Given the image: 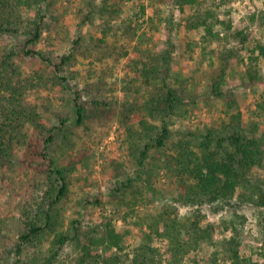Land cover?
<instances>
[{
	"label": "rangeland",
	"instance_id": "rangeland-1",
	"mask_svg": "<svg viewBox=\"0 0 264 264\" xmlns=\"http://www.w3.org/2000/svg\"><path fill=\"white\" fill-rule=\"evenodd\" d=\"M90 2L93 6L89 5ZM196 11L197 6L193 4L184 3L181 8L180 0H48L23 10L26 22L40 21L42 16L46 18L43 35L33 47L36 51L57 59L69 52L80 36L88 42L104 38L112 48L111 57L97 53L95 56L93 52L92 57L80 58L72 68L74 78H70V85L75 89V85L83 89L98 81L106 84L104 94L112 99L113 104L105 118H95L86 127L77 128L73 122V92L58 79L30 90L25 105L36 106L47 128L54 129L55 140L50 155L58 167L65 168L70 180L66 222L80 219L84 235L98 236L103 235L105 223L111 220L124 236L123 252L106 245L95 251L104 256L121 254L123 264H135L137 255H148L162 264H225L224 261H215L212 253L218 241L231 235L230 231H225L222 219L234 214L242 221L246 218L242 256L264 261L259 210L239 201L226 207L205 202L204 197L188 192L181 185L169 165L178 155L182 141H191V148L200 152L203 136L209 131L225 135L224 121L237 111L229 108L226 97H218L213 92L212 80L218 73V56L211 59L214 65L210 64V59L202 66L198 64L204 31L190 29V19ZM89 12L91 20L87 18ZM217 13L232 25L230 31L222 25L218 27L223 31V37L242 29L250 33L245 45L234 38L221 44L238 51L228 64L226 88L243 113L242 126L248 134L262 139L264 58L261 57L260 63L254 66L260 73L258 81L251 79L248 70L257 41L264 44V0H231ZM23 29L20 34H6L0 38V58L15 51L17 63L26 75L53 77L46 63L25 54L23 48L30 36L24 35ZM221 44L216 42L213 48L217 49ZM165 49L172 51L168 83L180 95V101L174 112L168 113L171 117L165 146L155 145L143 159L142 150L151 142L138 139L139 131L143 130L141 121L148 120L158 126L161 133L169 104H162L155 116L146 110V101L156 89L139 78L138 68L131 61L136 60L138 54L148 59L149 54H159ZM113 161L122 163L135 178L126 193L115 192L122 179L113 171ZM37 166L29 165L20 150L11 160L0 161V264H15L18 258L16 247L26 229L22 208L31 199L43 197L46 193V174ZM254 177L260 183L264 181V161L255 166ZM95 197L103 199V205L85 208V200ZM168 209L172 211V217L186 224L189 230L183 233L189 244L181 251L182 258L175 257L171 241L152 232L149 225L153 217H159ZM198 218L202 228L212 227V230L196 242L190 239L188 232L192 231ZM163 225H160L162 230ZM149 234L152 240L148 244L153 253L144 252V247L140 249L149 240ZM50 242L51 238H46L45 246ZM28 252L32 253L31 250ZM80 254L74 246L68 245L57 264H77Z\"/></svg>",
	"mask_w": 264,
	"mask_h": 264
},
{
	"label": "trees",
	"instance_id": "trees-1",
	"mask_svg": "<svg viewBox=\"0 0 264 264\" xmlns=\"http://www.w3.org/2000/svg\"><path fill=\"white\" fill-rule=\"evenodd\" d=\"M47 1L0 0V38L6 34H20L21 29L24 28V35L30 36L23 48L25 54L46 63L53 73L51 78L44 74L36 77L26 75L17 63L18 56L15 51L6 53L0 58V161L11 160L17 150H20L26 162L29 165L37 164L38 170L46 174L47 180L45 195L31 199L22 208L26 229L16 247L18 258L15 264H57L64 248L68 245L74 246L75 250L81 252L77 264H123L121 254L104 256L95 251L96 248L106 245L123 252L124 236L118 232L111 220L105 223L103 235L98 236L84 235L80 219L66 222L65 210L70 200V180L65 168L58 167L50 155V147L55 140L54 129L47 128L36 106L25 105V97L30 90L47 85L55 79L62 82L68 91L73 92V122L77 128L86 127L88 122L95 118H105L113 104L112 99L104 94L107 88L102 81L88 84L83 89H80V85H75L76 89L70 85V78H74L72 68L80 58L92 57L93 52L95 56L96 53L103 57L113 56L112 48L104 38L88 42L85 37L80 36L74 41L70 51L57 59L33 48L43 35L46 18L44 16L40 18L38 15L40 21L26 22L23 10ZM184 3L197 6L195 15L190 19V29L204 31L201 38L204 45L199 54L198 64L202 66L210 59V64L214 65L211 59L214 55L218 56V73L212 80L213 92L218 97H226L229 108L237 111L229 113L231 114L229 120L224 121L227 130L225 135L219 136L214 131H209L203 136L200 152H195L191 148V141H182L178 155L173 157L169 165L179 177L181 185L188 192L204 197L205 202L226 207L232 205L234 201H239L241 204L255 206L259 210L258 226L264 243V181L260 183L254 177L255 166L263 164L264 161V138L253 137L242 126L243 113L226 88L228 64L238 55V51L221 44L222 41L226 42L234 38L241 45H245L250 39V33L242 29L232 36H222L223 31L218 27L222 25L226 31H230L232 25L229 20H222L217 12L230 4L231 0H180L181 8L184 7ZM89 5L93 6V3L90 2ZM87 18L91 20L90 12ZM26 23L28 24L23 27ZM216 42L221 44V47L214 49ZM261 57L264 58V44L257 41L256 47L252 50L248 70L253 81L259 80L260 73L254 69V66L260 63ZM171 59L172 51L165 49L159 54H149L148 59L138 54L137 59L131 61L138 68L139 78L156 89L146 101V110L155 116L162 104H169V111L167 113L165 111L167 114L164 117L165 127L161 133L158 126L148 120L141 121L143 130L139 131L138 139L141 142L144 140L151 142L142 150L143 159L152 148H155V145L165 146L169 133L168 120L171 117L168 113L172 114L180 101V95L168 83ZM111 166L116 176L122 179L115 192L126 193L135 178L128 173L122 163L113 161ZM240 190L242 191L239 192ZM90 205L102 206L103 199L95 197L85 200L84 207ZM165 215H168V218ZM172 215L170 210L161 213L159 217H153L149 225L152 232L169 239L174 247L171 250L173 255L182 258L181 251H184V246L189 244L183 238V233L188 229L186 224L173 218ZM243 220L237 214L222 219L225 231H230L231 235L217 242L215 252L212 253L215 261H224L225 264H264V261H255L242 256L243 226L246 218ZM161 223L164 224L163 230L160 229ZM191 230V232L187 231L190 239L197 242L203 238L202 236L208 235L212 227L202 228L198 218ZM46 238H51L49 246H45ZM148 238L149 240L140 246V249L144 247V252L153 253L148 244L152 236L149 234ZM29 250L32 253H29ZM134 263L162 264L148 255H137Z\"/></svg>",
	"mask_w": 264,
	"mask_h": 264
}]
</instances>
